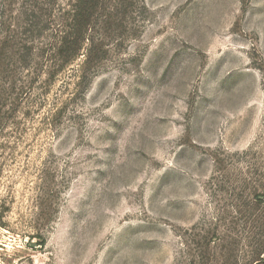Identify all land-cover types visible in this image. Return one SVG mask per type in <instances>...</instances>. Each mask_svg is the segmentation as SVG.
I'll use <instances>...</instances> for the list:
<instances>
[{"label": "rangeland", "instance_id": "1", "mask_svg": "<svg viewBox=\"0 0 264 264\" xmlns=\"http://www.w3.org/2000/svg\"><path fill=\"white\" fill-rule=\"evenodd\" d=\"M0 264H264V0H0Z\"/></svg>", "mask_w": 264, "mask_h": 264}]
</instances>
